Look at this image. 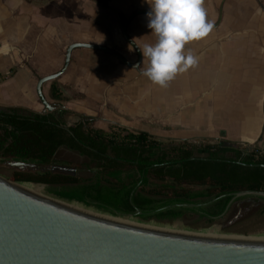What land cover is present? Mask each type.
Returning <instances> with one entry per match:
<instances>
[{
	"label": "crops",
	"instance_id": "obj_1",
	"mask_svg": "<svg viewBox=\"0 0 264 264\" xmlns=\"http://www.w3.org/2000/svg\"><path fill=\"white\" fill-rule=\"evenodd\" d=\"M127 1L0 0V49L8 48L6 53L0 51V65L4 67L0 75L17 69L0 83V89L4 87L3 93L0 91V107L20 106L40 112L42 104L36 93L38 78L53 74L62 66L63 54L71 44H96L120 52L110 40L114 36L113 25L107 23L113 22L116 6L131 2ZM242 1L202 0V7L206 19L212 23L216 19L215 5ZM140 3L146 5L144 10H149L145 0ZM142 15L146 14L135 16L127 28L140 48L130 27ZM246 32L245 36L242 33L235 36L238 31L214 26L203 38L188 42L185 52L191 51L195 64L177 73L165 87L140 75L146 61L143 57L135 69L110 53L76 47L66 71L56 83L65 97L60 107L76 116L74 121L67 117L69 125L78 121L79 115L95 121L103 109L109 123L99 126L96 120L95 127L108 129L109 125H118L148 132L161 141L220 140L230 146L264 151V76L255 78L243 73L244 67L255 66V62L240 61L243 60L241 50H247L250 41L260 38L264 41V31ZM258 49L264 55V46ZM257 52L256 56H261ZM30 85L37 103L4 97L8 96L4 94L7 90L25 91L28 95L31 91L25 89ZM43 92L46 97L44 85ZM109 107L118 113L112 114ZM149 120L158 126H149ZM163 124L169 128H163Z\"/></svg>",
	"mask_w": 264,
	"mask_h": 264
},
{
	"label": "trees",
	"instance_id": "obj_2",
	"mask_svg": "<svg viewBox=\"0 0 264 264\" xmlns=\"http://www.w3.org/2000/svg\"><path fill=\"white\" fill-rule=\"evenodd\" d=\"M49 95L63 99L56 82ZM73 114L63 108L47 113L20 106L0 109V159L48 166L62 148L87 159L75 167L87 169L88 176L15 170L13 180L42 183L58 197L142 221H173L199 213L212 223L229 210L236 192L264 191V151L258 148L246 153L247 147L220 140L161 141L118 125L95 127L86 115L69 125L67 116ZM197 186L204 192L195 190Z\"/></svg>",
	"mask_w": 264,
	"mask_h": 264
},
{
	"label": "water",
	"instance_id": "obj_3",
	"mask_svg": "<svg viewBox=\"0 0 264 264\" xmlns=\"http://www.w3.org/2000/svg\"><path fill=\"white\" fill-rule=\"evenodd\" d=\"M148 11H135L121 25L123 37L136 51V62H129L120 52L105 46L71 44L66 51L63 67L38 78L36 93L44 106L42 113L55 109L46 99L43 85L66 71L71 52L76 47L110 53L126 66L137 69L142 53L129 36L127 28L135 16ZM250 149L247 147L246 153ZM49 170L52 171L51 168ZM64 170L66 173L77 172V168L72 167ZM22 184L46 186L0 175V264H264V240L248 238L250 235L215 238L151 228L146 224L123 220V217L132 215L115 217L112 214V217H105L89 209H76L41 198L22 187ZM245 196L264 201V191L242 190L233 195L230 204L236 198ZM56 198L85 205L76 200ZM136 213L141 214V211L137 209ZM175 221L159 222L164 225Z\"/></svg>",
	"mask_w": 264,
	"mask_h": 264
},
{
	"label": "rangeland",
	"instance_id": "obj_4",
	"mask_svg": "<svg viewBox=\"0 0 264 264\" xmlns=\"http://www.w3.org/2000/svg\"><path fill=\"white\" fill-rule=\"evenodd\" d=\"M131 1L127 4H118L116 6V9L113 11L116 12V14L113 15V22H109L110 26H112V31L114 32L113 38H107L113 41V45L115 46V49H118L120 53L123 55L125 54L128 59L131 61L137 60V54L134 48L125 40V38L122 35L121 31V25L126 21L127 17H129L133 12L139 9H143L146 7L145 4L142 6L140 3V0H128L127 2ZM225 1V0H224ZM222 8V11H221ZM215 10L216 13V19L214 22H212V27H216L218 29H232L235 31H238V34L235 36H239L241 33L245 36L248 34V30H262L264 31V0H243L239 3H229V4H217L214 6L213 11ZM118 12H121L122 14L119 15ZM102 21L105 20H99L100 23H104ZM147 22L148 18L146 15L138 16L136 19L131 23L130 31L134 35V37L137 39V41L140 43L141 47H143L144 44H153L155 43V35L150 32V29L147 28ZM112 24V25H111ZM109 26V28H110ZM68 27V26H67ZM111 32V31H110ZM110 32L108 31V36H110ZM248 38V37H246ZM263 38L255 39V41H250L248 44L247 50H241V58L243 62H255V66L252 65V67H244L242 72L247 73L253 77H263L264 76V55L260 53V51L257 52V49L259 47L264 46V41H260ZM207 50V48H205ZM203 49L201 53L205 51ZM67 50V49H66ZM259 50V49H258ZM256 52L261 56L257 57ZM66 51L63 54L65 57ZM65 59V58H64ZM82 60V59H80ZM145 63L143 65V68H145V64H147V58H145ZM258 60L259 63L256 62ZM94 61V60H93ZM257 63V64H256ZM57 70L59 71L63 65ZM4 67L0 65V70H2ZM17 69H12L8 73H5L4 76L5 79L8 78L12 73L16 72ZM56 71V72H57ZM142 75V74H140ZM24 80V77H23ZM3 80H0V83ZM32 82V80H31ZM52 82H58V78H56L54 81L47 82L44 84L45 88V94L48 99V101L55 107L60 108L61 105H63V100L65 97L63 96V99L61 101H56L50 98L48 90L51 86ZM168 84V82H167ZM166 84V85H167ZM29 88V89H28ZM25 90L31 91L28 95H26L25 91L21 93L20 91L16 92H9L8 90L4 93L8 96H4L6 98H17L19 102H35L37 103V96L32 91V85H30ZM229 88H233V86H229ZM3 88L0 89L1 93H3ZM63 94V93H62ZM105 105V104H103ZM1 108V107H0ZM112 107H109V110L115 114L118 113L116 110L111 109ZM40 112L44 110V106H40ZM104 110L101 109V112L98 113V117H95V121H93V126H98L96 123V120H98L99 126H105L107 123V116H105ZM69 120H75L76 116L74 115H68L67 116ZM99 118V119H97ZM106 118V119H105ZM78 119V118H77ZM109 123V122H108ZM107 123V125H108ZM149 126H155L158 124L149 122L147 123ZM163 128H169V125H162ZM55 163L52 165H42L39 163H33L29 161H19L14 159H0V175L12 179L13 172L15 170H25V171H38V170H46V169H52L54 172H65L64 168L66 167H72L76 168L75 166H78L79 164H82L87 161L86 158L80 156L79 154L69 151L67 149H60L55 157ZM18 162H22V164H17ZM52 166V167H51ZM77 175L82 176H88V170L85 168L79 169L77 168ZM31 187L33 190L40 192L42 195L53 199V200H59L56 198V196L51 193L47 186L44 185H37V184H23ZM195 190L198 192H204V187H194ZM49 193V194H48ZM66 203H73L81 206L84 209H89L91 212H98L99 215L105 216V217H112L113 215L109 212L99 210L95 207H90L86 205L79 204L77 202H66ZM264 204L263 200H260L259 198L248 196L241 200L235 201L231 204L229 210L223 214L221 217L217 218L212 223H208L206 221L197 220L194 216L188 214L183 219H177L175 222L170 224H164L160 223L156 220H148V221H142L140 219H137L133 216L123 217L124 221L128 222H136L141 224H146L148 227L156 228V229H162L170 232L175 233H194L198 235H204L208 237H215V238H231V237H242L241 235L249 236L248 238H259L261 240H264V213H261V207ZM112 215V216H110ZM117 217V216H115ZM237 234V235H236Z\"/></svg>",
	"mask_w": 264,
	"mask_h": 264
},
{
	"label": "clouds",
	"instance_id": "obj_5",
	"mask_svg": "<svg viewBox=\"0 0 264 264\" xmlns=\"http://www.w3.org/2000/svg\"><path fill=\"white\" fill-rule=\"evenodd\" d=\"M147 28L156 37L155 43L139 47L147 66L142 75L161 87L177 73L195 64L191 51L185 52L188 42L206 36L212 24L206 19L202 0H145ZM0 51L7 52L4 47Z\"/></svg>",
	"mask_w": 264,
	"mask_h": 264
},
{
	"label": "bare ground",
	"instance_id": "obj_6",
	"mask_svg": "<svg viewBox=\"0 0 264 264\" xmlns=\"http://www.w3.org/2000/svg\"><path fill=\"white\" fill-rule=\"evenodd\" d=\"M21 186L24 187V188H26V189L29 190L31 193H33V194H35V195H37V196H39V197H41V198H44V199H47V200H50V201H53V202L61 203V204H64V205H68V206L73 207V208H76V209H82V210L84 209V208H82L81 206H79V205H77V204L66 203V201H64V200H63V202H62V201H58V200L50 199V198H48V197L42 195L40 192L33 190L31 187H29V186H27V185H23V184H22ZM59 200H60V199H59ZM88 211H89V210H88ZM231 238H237V237H231ZM240 238H242V237H240ZM251 239H259V238H251ZM260 240H261V239H260Z\"/></svg>",
	"mask_w": 264,
	"mask_h": 264
},
{
	"label": "flooded vegetation",
	"instance_id": "obj_7",
	"mask_svg": "<svg viewBox=\"0 0 264 264\" xmlns=\"http://www.w3.org/2000/svg\"><path fill=\"white\" fill-rule=\"evenodd\" d=\"M245 197H248V196H245ZM260 199V198H259ZM235 201V200H234ZM234 201H232V203L234 202ZM208 203H210V202H208ZM207 203V204H208ZM199 205V204H198ZM192 216H194L197 220H201V221H205V218H199V213H193L192 214ZM164 220H168V219H164ZM163 220V221H164Z\"/></svg>",
	"mask_w": 264,
	"mask_h": 264
}]
</instances>
